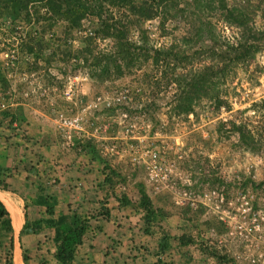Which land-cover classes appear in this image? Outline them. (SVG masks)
<instances>
[{"label": "rangeland", "instance_id": "374dc122", "mask_svg": "<svg viewBox=\"0 0 264 264\" xmlns=\"http://www.w3.org/2000/svg\"><path fill=\"white\" fill-rule=\"evenodd\" d=\"M181 1L196 11L194 0ZM36 8L17 13L0 4V186L6 188L0 190L23 212V198L42 193L58 198L57 211L83 214L95 228L96 220L117 225L126 218L118 223L123 234L107 245L85 239L77 255H86V264H151L148 256L156 253L162 255L156 264H264V148H246L230 126L246 118L257 124L253 105L264 101V53L221 86L229 109L203 101L178 115L170 109L176 85L166 71L144 64L96 77L99 70L80 51L99 26L95 17L71 29ZM185 17L169 20L165 33L157 18L145 21L150 41L169 44L197 13ZM209 18L221 34L235 29ZM96 42L99 49L110 46ZM72 115L78 128L63 125ZM142 191L156 213L149 222L139 205ZM110 209L117 210L111 218ZM182 235L190 241L185 246ZM52 237L47 228L14 236L13 264L17 242L29 249L30 264H54ZM9 251L4 237L0 264Z\"/></svg>", "mask_w": 264, "mask_h": 264}, {"label": "trees", "instance_id": "16d2710c", "mask_svg": "<svg viewBox=\"0 0 264 264\" xmlns=\"http://www.w3.org/2000/svg\"><path fill=\"white\" fill-rule=\"evenodd\" d=\"M193 2L195 12L186 8L188 2L181 0H0V4L13 8L17 13L27 12L31 6L37 5V15L43 8L56 20L66 21L71 29L79 28L88 15L95 17L99 26L93 35L85 36V46L80 51L85 54L84 61L90 57L92 68L99 70L96 77L106 78L111 67L121 76L124 69L140 68L144 64L166 71L164 77L176 85L170 109L178 115L192 113L203 101L209 102L214 110L222 106L229 109L226 91L221 86L232 79L238 66L248 64L258 53H264V0ZM206 10L208 18L201 14ZM189 12L197 13V19L190 21L189 26L169 44L156 46L150 41L145 21L157 18L159 30L165 33L169 20H184ZM213 15L217 22L222 21L235 28L233 32L230 35L219 33L215 21L209 18ZM29 16L28 12V20L31 19ZM98 40H107L109 48L99 49ZM204 41L209 44L202 45ZM177 68L179 71L175 72ZM154 78V85H158L159 77ZM253 107L256 110L254 117H259V125L246 118L232 120L230 126L241 144L257 151L264 148V138L257 137L259 130H264V101L255 103ZM3 186L0 187L6 189ZM28 200L23 198L24 224L19 235L51 229L54 264H75L78 246L91 228L89 219L76 211H57L59 201L55 195L39 193ZM30 204L43 208L39 218H28L27 207ZM139 205L144 210L146 222L155 217L152 201L145 191L141 193ZM105 214L109 213L106 211ZM12 225L11 213L0 199V247L4 237L10 247L6 264H13L15 238ZM179 241L183 246L190 242L184 235ZM20 248L24 264H30L29 249L22 244ZM156 256L160 261L162 255L156 253Z\"/></svg>", "mask_w": 264, "mask_h": 264}, {"label": "crops", "instance_id": "0c3cea01", "mask_svg": "<svg viewBox=\"0 0 264 264\" xmlns=\"http://www.w3.org/2000/svg\"><path fill=\"white\" fill-rule=\"evenodd\" d=\"M0 191H3V189L2 190H0ZM5 191V190H4ZM15 199V198H14ZM22 202H24V201H22ZM21 204V203H20ZM42 207H40V206H37V205H33V204H30L28 207H27V210H28V212H27V214H28V218L30 219V220H34V219H36V218H39L40 216H41V213H42ZM23 210H24V204H23ZM116 211L117 210H115V209H110V218H111V215L113 214V213H116ZM29 213H31V215L29 214ZM23 215H24V212H23ZM123 219H126V218H121V220L122 221H119V222H117V225H114L113 223H112V221L111 220H108V219H102V220H96V224H98V227H96L95 228V225L90 221V225H91V228H90V230L83 236V241H82V243L78 246V249L82 246V245H84V241H85V239H87V238H90V237H92V239H90L89 241L90 242H88V243H93V244H96V242H98V241H103L104 243H106V245L109 243V242H111V240L113 239V238H118V234L119 235H121V234H123V232L125 231V228H124V226L123 225H121V226H119L118 225V223H121V224H124V222H125V220H123ZM95 220V219H94ZM24 224V223H23ZM109 225H114V228H117L116 230H112L110 233H108V226ZM98 231V234H96L95 235V232L94 231ZM95 235V236H94ZM94 236V237H93ZM99 243V242H98ZM97 243V244H98ZM24 246V245H23ZM89 246V245H88ZM78 249H77V253H78ZM96 249H97V247H94V248H90V250H93V251H96ZM89 250V249H88ZM87 249H86V251H88ZM99 251H102L101 249H99L98 248V252ZM89 252V256L91 257V255L93 254V253H91L92 251H88ZM82 255V254H81ZM81 255H76V259L75 260H80V261H82L81 262V264H86L87 263V257H86V255H83L84 256V258H82L81 257ZM153 256V255H152ZM149 257V259H148V261L149 262H151V264H156V262H158L157 261V258H155V257H150V256H148ZM123 260V259H122ZM119 264H120V261L118 262ZM122 263H123V261H122ZM75 264H80V263H75Z\"/></svg>", "mask_w": 264, "mask_h": 264}, {"label": "bare ground", "instance_id": "6f19581e", "mask_svg": "<svg viewBox=\"0 0 264 264\" xmlns=\"http://www.w3.org/2000/svg\"><path fill=\"white\" fill-rule=\"evenodd\" d=\"M0 199L5 203L7 208L9 209L12 217V224L14 227L15 234L14 236L19 237V231H21V227L24 223V215L21 207L17 205L11 198L8 197L6 192L0 191ZM15 264H24L19 243H16V253H15Z\"/></svg>", "mask_w": 264, "mask_h": 264}, {"label": "built area", "instance_id": "2783aa9c", "mask_svg": "<svg viewBox=\"0 0 264 264\" xmlns=\"http://www.w3.org/2000/svg\"><path fill=\"white\" fill-rule=\"evenodd\" d=\"M63 125L69 129L78 128L79 117L77 115L69 116L68 118H63Z\"/></svg>", "mask_w": 264, "mask_h": 264}, {"label": "water", "instance_id": "95a60500", "mask_svg": "<svg viewBox=\"0 0 264 264\" xmlns=\"http://www.w3.org/2000/svg\"><path fill=\"white\" fill-rule=\"evenodd\" d=\"M13 226V225H12ZM13 232H14V227H13ZM20 232V231H19Z\"/></svg>", "mask_w": 264, "mask_h": 264}]
</instances>
